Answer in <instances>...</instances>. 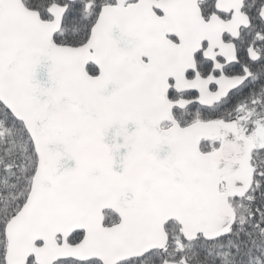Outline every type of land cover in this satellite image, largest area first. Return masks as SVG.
Here are the masks:
<instances>
[{
	"label": "snow or ice",
	"instance_id": "6c2138e0",
	"mask_svg": "<svg viewBox=\"0 0 264 264\" xmlns=\"http://www.w3.org/2000/svg\"><path fill=\"white\" fill-rule=\"evenodd\" d=\"M0 264H264V0H0Z\"/></svg>",
	"mask_w": 264,
	"mask_h": 264
}]
</instances>
